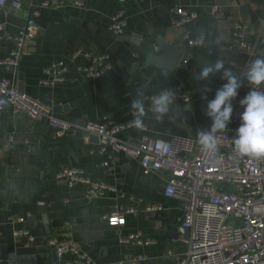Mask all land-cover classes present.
<instances>
[{"label":"crops","instance_id":"crops-1","mask_svg":"<svg viewBox=\"0 0 264 264\" xmlns=\"http://www.w3.org/2000/svg\"><path fill=\"white\" fill-rule=\"evenodd\" d=\"M41 1H48L49 6H40L34 16ZM82 1L84 7L62 0H6L0 5V61L9 56L10 37L29 25L34 27V36L25 41L29 54L16 67L0 64V75L20 91L50 104L58 118L79 122L127 123L135 119L131 104L138 92H143L150 106L149 96L165 87L183 85L190 91L191 102L180 109L172 107L163 122L149 112L143 130H124L122 137L131 141L143 134L197 138L198 131L212 126L207 104L227 81L221 79L222 73L205 80H198L196 73L218 58L238 75L249 63L246 53L209 47V39L222 37L223 46L231 45L236 42L234 24L245 22L247 38L257 47L252 60L264 54V0ZM18 2L20 7L14 5ZM175 4L198 12L191 30L194 35H206L202 46L187 45L181 30L172 24ZM245 4L249 12L243 14ZM119 10H124L127 19L125 35L137 36L149 47L142 49L109 32L110 18ZM161 39L184 50L180 64L173 71L166 68L167 78L163 68L146 62L149 53H162ZM78 50L81 53L72 61L71 55ZM95 53L108 54L112 69L95 79L77 75L76 65L87 63V54ZM189 53L193 58L185 64ZM60 59L69 65L65 80L44 85L45 69ZM246 95L242 87L238 89L232 106L241 105ZM98 149L99 140L82 130L58 137L45 120L35 121L9 108L0 111V253L9 259L8 264H68L70 256L59 257L49 245L51 237L77 243L96 264H173L187 251L184 236L174 235L182 226L183 203L164 195L168 173L144 174L139 161L111 148L104 153ZM65 167L79 168L93 181L114 189L88 201L86 184L69 186L57 179ZM156 204L164 208L145 210ZM127 205L137 212L126 216L123 227L110 226L105 216L114 207ZM24 230L30 235H15ZM138 230L154 242L135 247L119 242L120 235Z\"/></svg>","mask_w":264,"mask_h":264},{"label":"built area","instance_id":"built-area-1","mask_svg":"<svg viewBox=\"0 0 264 264\" xmlns=\"http://www.w3.org/2000/svg\"><path fill=\"white\" fill-rule=\"evenodd\" d=\"M6 0H3V5ZM77 7H84L82 0H62ZM20 7L21 3H15ZM40 6H49L41 1L33 11L39 14ZM172 24L181 30L182 38L189 46H202L205 39L194 35L191 25L198 19V12L186 6L175 4L171 8ZM127 19L124 10L117 11L110 18L108 30L116 36L126 33ZM248 24L236 22L231 45L224 50L240 51L248 55V63L257 53V47L247 38ZM34 36V27L29 25L10 37L12 48L9 56L0 64L6 68L16 67L29 54L25 41ZM80 50L71 55L74 61ZM87 63L77 64V75L84 78H98L112 69V61L106 53L87 54ZM69 65L64 59L50 64L45 69L42 83L55 86L65 80ZM173 90L176 100L173 107L191 102V93L183 85H173L161 89ZM245 93L254 86L244 81ZM158 92V93H159ZM157 93V94H158ZM149 102L151 104L150 97ZM9 108L15 114H24L35 121L48 120L55 135L61 137L70 131L82 130L99 138V152L111 148L117 153L139 161L144 174L168 173L164 195L183 203L182 226L190 228L187 251L176 258L173 264H264V158L240 157L234 150V138L242 124L241 115L245 108L233 107L231 120L226 131L217 133L220 144L215 152H207L196 137L174 135L170 139L141 135L137 141L122 137L121 133L135 127L134 120L127 123H113L110 120H77L58 118L50 104L24 93L16 88L9 78L0 75V111ZM209 127L206 130H210ZM108 165V163H105ZM58 180L69 186L84 183L88 186L86 200L114 189L103 182L93 181L81 169L65 167L56 175ZM162 204L148 205L147 212L160 211ZM137 212L133 205L116 206L105 216L110 226L123 227L126 216ZM16 236L30 235L27 230L16 231ZM119 242L125 246H143L154 242L140 230L120 235ZM49 245L59 257L70 256L68 264H96L79 245L73 241L51 237ZM140 258H143L140 256ZM9 259L0 253V264H8Z\"/></svg>","mask_w":264,"mask_h":264},{"label":"clouds","instance_id":"clouds-1","mask_svg":"<svg viewBox=\"0 0 264 264\" xmlns=\"http://www.w3.org/2000/svg\"><path fill=\"white\" fill-rule=\"evenodd\" d=\"M0 3H3V0H0ZM200 38L206 39V35L202 33ZM208 45L209 47H222V37L209 39ZM162 67L163 74L167 78V69L163 65ZM217 73H222L221 79L226 80L227 83L217 90L215 99L207 104L206 115L212 119L213 123L210 130L197 132L198 143L209 153L218 150L220 140L217 133L227 129L233 113L231 101L238 96V89L243 86L241 80L243 77L254 86V90L250 91L240 102L245 111L241 115L242 124L234 138V150L240 157L264 158V54L252 60L246 66L245 71L239 75L231 67H226L223 59L218 58L215 62L205 63L196 76L198 80H205ZM204 98L207 99L206 96ZM150 100V106H146L143 92H138L137 97L132 101L134 125L137 129H144V118L149 112L155 114L156 119L163 122L164 118L171 113L176 94L173 90L164 89L150 97Z\"/></svg>","mask_w":264,"mask_h":264},{"label":"water","instance_id":"water-1","mask_svg":"<svg viewBox=\"0 0 264 264\" xmlns=\"http://www.w3.org/2000/svg\"><path fill=\"white\" fill-rule=\"evenodd\" d=\"M242 12H243V14H246L249 12V7L247 4L242 6ZM118 38L121 40L131 41L132 43H135V44L141 46L142 49H146L147 47L150 46L149 44L147 45V43L146 44L143 43L139 39V37H137V36L123 35V36H119ZM159 46H160L162 53H160V54H156L154 52L149 53L147 56V61H146L147 64L148 65H155V66L161 67V68H163L162 67V65H163L165 68L169 69L170 71H173L180 64L184 50L179 49L178 47H173L171 45H168L164 41V39L160 40ZM192 58H193V54L189 53L186 56L185 64H187V62ZM177 108L180 109V107H177ZM45 123L49 124V121L46 119ZM95 139L99 140V138L97 136H95ZM179 234L184 236L185 240H188L190 237V228L180 226L178 231L176 233H174V235L177 236Z\"/></svg>","mask_w":264,"mask_h":264}]
</instances>
